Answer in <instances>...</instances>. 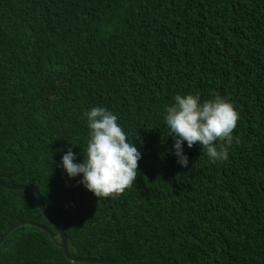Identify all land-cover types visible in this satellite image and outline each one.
Returning <instances> with one entry per match:
<instances>
[{
  "label": "trees",
  "instance_id": "obj_1",
  "mask_svg": "<svg viewBox=\"0 0 264 264\" xmlns=\"http://www.w3.org/2000/svg\"><path fill=\"white\" fill-rule=\"evenodd\" d=\"M189 92L239 113L227 161L196 143L184 142L185 167L172 154L164 106ZM96 105L141 151L132 186L104 198L57 167L69 147L82 159ZM0 180L36 186L79 256L264 264V0H0ZM29 194L0 186V235L19 220L55 234L21 203ZM0 264L98 263H72L21 225Z\"/></svg>",
  "mask_w": 264,
  "mask_h": 264
},
{
  "label": "clouds",
  "instance_id": "obj_2",
  "mask_svg": "<svg viewBox=\"0 0 264 264\" xmlns=\"http://www.w3.org/2000/svg\"><path fill=\"white\" fill-rule=\"evenodd\" d=\"M144 39L154 48L151 39ZM84 116L88 133L83 153L80 150L82 159L77 162L76 154L69 147L61 155L57 167L62 168L69 179L79 176L78 183L92 192L97 198L119 195L126 188L131 187L133 181H135L138 175V161L141 156V151L138 145L133 142V139H129L127 133L118 123L117 115L112 111L101 105H96L87 108ZM238 118L239 113L236 111L234 104L227 98L213 94L210 99L201 100L199 93L192 92L175 94L172 97V102L164 106L162 116L163 124L167 127L169 135L173 139L171 152L176 157L177 163L182 167L188 165V157L183 150L184 142H186L188 148H191L194 143L198 144L205 153L208 161L212 164L227 161L229 158L228 146L234 142L233 130L238 124ZM235 142H239L238 137H235ZM28 184L31 187L24 188L32 189L34 194L23 197L20 200L21 203L29 210L38 206L44 218L55 229V234L46 225L31 220H19L17 222H32L42 225L46 229L30 223H23L15 228L21 225H31L39 228L49 235L54 245L60 247L55 244V241L60 242L58 232L41 209L42 206L48 214L37 187L30 183L17 185L26 186ZM32 187H35L36 190ZM49 216L53 219L51 215ZM17 222L12 223L7 228ZM59 227L61 228V226ZM64 234L67 236L65 232ZM69 251L79 256L71 251L70 246ZM64 257L72 263L79 262L72 261L65 255Z\"/></svg>",
  "mask_w": 264,
  "mask_h": 264
},
{
  "label": "water",
  "instance_id": "obj_3",
  "mask_svg": "<svg viewBox=\"0 0 264 264\" xmlns=\"http://www.w3.org/2000/svg\"><path fill=\"white\" fill-rule=\"evenodd\" d=\"M0 186L6 187V188H11V189H19V188H24V187H31L29 184L24 186V185H17L11 182H6L3 180H0ZM33 189L36 190L35 187H32ZM41 209L43 211V213L45 214V216H47V218L51 221L52 225L56 228L59 238H60V242L55 241V244L59 245L60 247L63 248V252L64 255L71 259L72 261H79V262H92V263H98V264H119L118 262H116L115 260H112L110 258H95V257H82V256H76L74 254H72L69 251V246H68V238L67 236L64 234L63 230L59 227V225L45 212V210L43 209V207L41 206ZM23 223H30V224H34L32 222H26V221H20L17 222L15 224H13L12 226H10L9 228H7L3 234L0 236V243L3 241L4 237L16 226L23 224ZM40 228L46 229L45 227H43L42 225H38V224H34ZM53 238V237H52ZM54 240V239H53Z\"/></svg>",
  "mask_w": 264,
  "mask_h": 264
}]
</instances>
